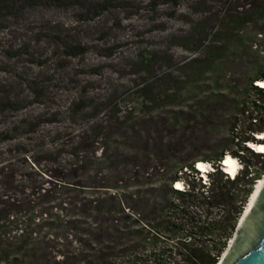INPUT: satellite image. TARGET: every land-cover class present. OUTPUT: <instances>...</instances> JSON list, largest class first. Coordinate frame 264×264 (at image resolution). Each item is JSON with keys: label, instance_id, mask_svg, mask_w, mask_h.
Listing matches in <instances>:
<instances>
[{"label": "trees", "instance_id": "16d2710c", "mask_svg": "<svg viewBox=\"0 0 264 264\" xmlns=\"http://www.w3.org/2000/svg\"><path fill=\"white\" fill-rule=\"evenodd\" d=\"M73 1L0 0V21L26 6ZM147 1L151 10L169 5V16L181 3L198 15L173 36L193 54L178 67L181 79L168 86L155 79L135 89L83 91L48 138L38 136L34 151L26 148L30 138L0 150V264H214L224 251L254 179L264 172V152L247 145L264 143V87L256 83L264 81V48L249 39L264 38V0ZM85 6L97 15L113 5L97 0ZM60 43L66 56L86 50L81 43ZM154 53L138 52L132 71H149L159 61ZM241 67V80L224 79ZM203 75L221 89L219 105L209 107L208 93L180 104L177 99ZM239 81L246 97L232 96ZM29 89L33 97L44 93L41 86ZM227 96L232 113L223 137L213 138L225 113L220 98ZM20 107L0 95V113ZM20 122L31 133L41 120ZM0 135L14 139L9 129ZM211 142V154L197 159L212 166L203 180L192 148ZM243 152L259 165L243 161L229 177L220 161Z\"/></svg>", "mask_w": 264, "mask_h": 264}, {"label": "rangeland", "instance_id": "374dc122", "mask_svg": "<svg viewBox=\"0 0 264 264\" xmlns=\"http://www.w3.org/2000/svg\"><path fill=\"white\" fill-rule=\"evenodd\" d=\"M79 1L84 2V6ZM79 1L62 5L39 3L26 6L0 21V95L8 94L21 103L17 110L0 113V131L9 129L10 135L14 137L9 143L0 135V150L3 151L9 144H17L30 138L26 148L29 152L34 151L39 142L38 136L46 135L44 137L47 139L50 127L63 122L69 102L83 91L93 94L110 88L135 89L145 81L155 79L160 85L168 86L175 85L181 79L182 71L178 67L193 54L178 46L173 36L183 34L187 30V21L197 18V13L190 12L182 3L169 16L170 6L166 4H158L151 10L147 0H109L113 6L93 15L86 11L85 5L97 0ZM182 12L186 13L185 17L181 15ZM249 39L260 44V49L264 48V38ZM61 41L81 43L86 46V50L76 56H66L62 51ZM108 47H112L109 54ZM147 51L155 52L153 56L159 61H155L149 71L133 72L131 65L136 54H146ZM163 53L169 56L168 60L160 59ZM260 55L264 58V52ZM238 69L237 74H232L237 70L233 69L224 79L230 84L234 79L238 78L237 82L241 80L244 70L242 67ZM226 72L228 74L230 70ZM167 73L169 74L166 75ZM210 78L208 75L195 77L191 85L193 91L183 94L177 101L187 104L194 100V94L208 93L213 96L208 102L209 107L218 106L219 98H216V94L221 89H216ZM29 86L43 87V95L33 97ZM236 86L232 96L244 97L245 92L240 87V81ZM248 97L255 98L254 94ZM229 98L231 96L220 98L224 100L225 113H221L218 119L219 128L213 132V138L224 135L225 124L232 113ZM23 118L41 120L38 130L26 132V126L20 122ZM49 119L53 123H48ZM212 147L211 142L192 148V151L198 152L196 161L211 154ZM6 155L8 154L5 152L1 153V157ZM234 158L239 167L243 161L256 167L259 165L245 152ZM204 162L208 164L205 170L212 169L210 162ZM238 171L237 169L236 174ZM263 175L264 172L259 177ZM202 178L207 180L205 172ZM258 178L254 179L241 212L244 211ZM180 185L182 186L181 183ZM242 187L240 185L238 194L243 197ZM214 212L219 215L222 211ZM233 231L225 240V248L233 236Z\"/></svg>", "mask_w": 264, "mask_h": 264}, {"label": "water", "instance_id": "95a60500", "mask_svg": "<svg viewBox=\"0 0 264 264\" xmlns=\"http://www.w3.org/2000/svg\"><path fill=\"white\" fill-rule=\"evenodd\" d=\"M214 264H264V181L240 213L229 244Z\"/></svg>", "mask_w": 264, "mask_h": 264}, {"label": "bare ground", "instance_id": "6f19581e", "mask_svg": "<svg viewBox=\"0 0 264 264\" xmlns=\"http://www.w3.org/2000/svg\"><path fill=\"white\" fill-rule=\"evenodd\" d=\"M259 84H260L261 86H264V81H263V80H260V81H259ZM260 134H261V133H260ZM259 136H260V135H259ZM247 144H248V146H250V147H251L252 149H254L255 151H258V152H264V151L261 150V149H264V143H253V142H247ZM196 162H197V161H196ZM207 165H208V164H207L206 162L199 160V161L195 164V167H196L197 169H199V171H204V170L206 169V167H208ZM238 165H239V164L237 163L236 159H235L233 156H231L230 154L227 153V154L224 156L223 162L221 163V168H222V170H223L225 173L228 174V176L233 177V176L236 174L237 169H239V168H238V167H239ZM263 181H264V175L258 178V181L256 182V184H255V186H254V188H253L251 194H250L249 197H248V200H247V203H246V205H245V208H244V211H243V212H245V210H246V208H247L249 202L251 201L252 197L254 196V194H255L257 188L259 187V185H260ZM179 185H180V182H179V181H176V183H175V187H179ZM180 186H181V185H180Z\"/></svg>", "mask_w": 264, "mask_h": 264}, {"label": "snow or ice", "instance_id": "6c2138e0", "mask_svg": "<svg viewBox=\"0 0 264 264\" xmlns=\"http://www.w3.org/2000/svg\"><path fill=\"white\" fill-rule=\"evenodd\" d=\"M262 151H264V149H261Z\"/></svg>", "mask_w": 264, "mask_h": 264}, {"label": "built area", "instance_id": "2783aa9c", "mask_svg": "<svg viewBox=\"0 0 264 264\" xmlns=\"http://www.w3.org/2000/svg\"><path fill=\"white\" fill-rule=\"evenodd\" d=\"M229 177H231V176H229Z\"/></svg>", "mask_w": 264, "mask_h": 264}, {"label": "clouds", "instance_id": "9594fccd", "mask_svg": "<svg viewBox=\"0 0 264 264\" xmlns=\"http://www.w3.org/2000/svg\"><path fill=\"white\" fill-rule=\"evenodd\" d=\"M196 163V162H195ZM198 170V169H197Z\"/></svg>", "mask_w": 264, "mask_h": 264}]
</instances>
